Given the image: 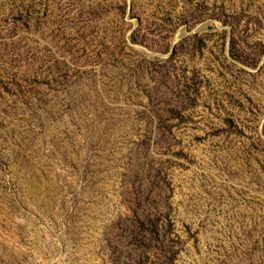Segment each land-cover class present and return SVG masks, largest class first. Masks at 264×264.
<instances>
[{
  "label": "rangeland",
  "instance_id": "1",
  "mask_svg": "<svg viewBox=\"0 0 264 264\" xmlns=\"http://www.w3.org/2000/svg\"><path fill=\"white\" fill-rule=\"evenodd\" d=\"M0 264H264V0H0Z\"/></svg>",
  "mask_w": 264,
  "mask_h": 264
},
{
  "label": "water",
  "instance_id": "2",
  "mask_svg": "<svg viewBox=\"0 0 264 264\" xmlns=\"http://www.w3.org/2000/svg\"><path fill=\"white\" fill-rule=\"evenodd\" d=\"M174 52V50H172V53Z\"/></svg>",
  "mask_w": 264,
  "mask_h": 264
}]
</instances>
